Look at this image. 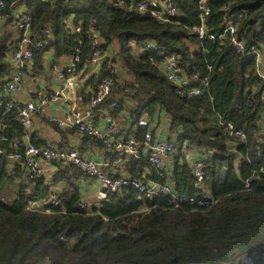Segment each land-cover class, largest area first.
<instances>
[{
  "label": "trees",
  "instance_id": "16d2710c",
  "mask_svg": "<svg viewBox=\"0 0 264 264\" xmlns=\"http://www.w3.org/2000/svg\"><path fill=\"white\" fill-rule=\"evenodd\" d=\"M2 1L0 90L15 70L9 53L23 36L14 21L27 13L32 44L41 39L49 44L33 50L25 78L44 71L47 55L54 64L62 56L77 57L72 71L86 79L76 96L85 106L108 63H115L112 90L95 111L113 118L124 113L123 121H116L138 139L148 129L138 118L145 116L151 124L164 112L169 118L167 139L175 152L172 169L160 170L163 177L152 168L145 172L149 165L143 157H129L123 164L126 175L170 182L179 196L209 190L212 199L201 206L176 205L171 195L140 197L138 190L125 186L107 192L106 199L86 210L79 204L84 196L80 181L88 177L78 167L28 174L25 147L41 146L44 140L32 127L22 126L16 106L7 108L5 97L0 102V264H264V75L254 58L236 52L228 38H198L194 26L200 23L199 0H167L178 13L164 22L141 14L142 0ZM209 4L208 33L217 36L230 21L245 51L255 44L264 53V0ZM91 29L100 48L108 51L102 66L93 70L88 68ZM147 41L159 49L144 52ZM172 55L180 58L189 85L201 84L200 95H182L167 78L160 63ZM44 119L63 137L74 133V128ZM231 131L242 135L232 136ZM79 136L78 147L90 142L101 146L93 137ZM187 148L201 149L204 156L199 158L205 176L198 184L186 160ZM16 153L20 159L14 161L11 155ZM58 184L61 188L54 190ZM54 197L60 198L59 204L48 203Z\"/></svg>",
  "mask_w": 264,
  "mask_h": 264
},
{
  "label": "built area",
  "instance_id": "2783aa9c",
  "mask_svg": "<svg viewBox=\"0 0 264 264\" xmlns=\"http://www.w3.org/2000/svg\"><path fill=\"white\" fill-rule=\"evenodd\" d=\"M4 3L0 0V26L4 20L2 8ZM139 8L142 10L141 14L152 16L157 21H167L169 17L177 15V7L171 1L167 0H142L138 3ZM209 0L198 1V15L200 23L194 26V30L197 33L198 38L208 37L209 39L222 40L228 38L230 44L236 52L246 53L254 58L257 68L261 65L262 60V48L258 45L246 46L235 36V28L230 21L225 24L223 31L215 36V34L208 33L205 26V21L210 13ZM14 27L23 31V36L18 42L15 43L14 49L9 53V60L15 68L13 73L3 88L0 90V102L5 97H8L6 104L7 108L14 107L17 109L19 121L25 128L33 126V118L37 114L42 113L44 106L48 103L51 96L41 94L37 101L25 100L22 101L18 94L24 88V79L26 77L25 67H27L33 57V50L41 51L48 46V42L45 39H41L32 44V40L29 37V31L31 27V16L27 13L19 14L15 21ZM76 32L80 31V27L74 28ZM44 34L48 30L43 31ZM90 45H91V58L88 63L89 69H99L105 61V56L108 51L100 48V41L97 39V34L91 29L89 31ZM158 45L155 42L147 41L142 46L144 52L157 51ZM153 59V56H149ZM78 58L72 59L69 56V63L63 65L59 70V76L63 78V89L76 90L79 87L76 74L72 71L74 69L73 61H77ZM50 65L57 67L53 61L50 60ZM160 67L167 76V78L173 82L177 88V91L182 95H200L201 84L198 86H190L184 69L182 68L180 58L177 56H168L163 58L160 63ZM117 71L115 63H108L107 71L97 82L94 90L92 91L89 102L85 106H77L72 104L66 108L61 115H55L48 119L56 121L59 127L63 129L74 128L78 133L88 135L95 138L98 142L106 147L107 151H110L115 155L114 158L99 159L91 157L89 154H81L78 147L75 145L58 147L57 144L49 139H45L41 146H35L28 144L24 151V165L27 167L28 174L33 176H39L47 171V167L42 165V161L50 164L55 169L58 166L73 165L82 170L88 178L95 181L99 186V189L95 191L93 198L87 199L81 198L80 206L86 210H90L93 205L100 203L106 199L107 192L119 191L125 186L135 188L140 192V197L153 198L154 196L171 195V203L176 205L181 202L195 203L199 206L207 204L212 199V195L209 190H202L196 195L184 196L174 194L172 191V184L170 182H160L158 179H154L151 176H144L141 179H136L120 173L124 171L123 164L132 157L134 159H141L142 157L147 160L149 167L145 172H150L151 168L158 171V176L164 175L160 172L163 170L164 159L174 151V143L171 140L164 139L154 134L151 129V124L148 123L147 117L143 116L138 118L137 123L140 125H146L148 129L144 132L140 139L134 137L128 130V126L121 125L111 115L104 116L103 122H99L96 115V107L110 94L114 78L113 74ZM66 73V74H65ZM56 97V96H54ZM114 103L112 102V106ZM227 129H231V124H226ZM232 136H241L240 131H231ZM1 152V149H0ZM11 158L14 161L20 159V156L12 154ZM191 169L198 184L204 179V160L200 158L193 159L191 162ZM109 170H113L110 172ZM115 171V172H114ZM59 197L50 198L48 203L59 204ZM46 212H49L47 209ZM246 264H252L248 261Z\"/></svg>",
  "mask_w": 264,
  "mask_h": 264
},
{
  "label": "crops",
  "instance_id": "0c3cea01",
  "mask_svg": "<svg viewBox=\"0 0 264 264\" xmlns=\"http://www.w3.org/2000/svg\"><path fill=\"white\" fill-rule=\"evenodd\" d=\"M48 56V65L45 66V69L42 73L36 74L35 76L25 78L24 79V88L22 91L19 92L18 96L22 101L25 100H33L37 101L38 97L41 94L48 95L46 92H51L52 98L48 101V103L44 106L42 113L37 114L33 118V126L32 128L37 131V135L45 140L49 139L57 144H63L64 146H82L81 141L82 139L79 136V133L74 130V133L68 132L63 137V134L56 131L51 125H48V123L45 121L44 117H53L54 115H61L64 110L68 107H70L72 104L80 106L83 104V102L79 99L78 96H76V92L78 90H81V87L83 86L84 78L81 73L76 74L77 82L79 84V87H76V90L72 89H63V78L59 76V69L63 67V65L67 64L69 62V58L61 57L58 62L55 64L58 65V67H53L50 65V60L52 58L50 55ZM260 73L264 75V63L259 66ZM264 77V76H263ZM49 96V95H48ZM56 96V97H54ZM99 111V110H98ZM96 111L97 119L99 122H103L104 116H107L108 114L106 112H99ZM119 122H122L124 117L126 116L124 113H118L116 114ZM114 118V119H115ZM125 125V124H123ZM151 129L154 131V134L158 135L161 138L167 139L168 138V130H169V118L164 112H160L156 114L152 120L151 123ZM126 126V125H125ZM260 127L264 131V114L262 117V120L260 122ZM81 140V141H80ZM91 143V142H90ZM88 143L87 145L82 148L85 150L86 154H89L91 157L99 158V159H105L110 158L111 154H109V151H107L106 147L96 145L95 143ZM90 144V146H89ZM184 152V150H183ZM204 153V151L202 150ZM185 155L186 160L188 162H192L193 159L204 157L203 154H201V149L197 148H187L185 149ZM175 152L173 151L167 158L164 159V162L162 164L164 170L166 169H172L174 163H175ZM42 165L47 167V173H51L53 168L50 166V164L42 161ZM147 170V169H145ZM112 172L113 170H109ZM115 172V171H114ZM120 173H125L124 171H120ZM81 188L84 192V197L89 196V198H93L95 191L99 189V186L95 183V181L91 180L90 178H87L86 180H81ZM62 185L58 184L56 187H54V190H59Z\"/></svg>",
  "mask_w": 264,
  "mask_h": 264
},
{
  "label": "rangeland",
  "instance_id": "374dc122",
  "mask_svg": "<svg viewBox=\"0 0 264 264\" xmlns=\"http://www.w3.org/2000/svg\"><path fill=\"white\" fill-rule=\"evenodd\" d=\"M261 54H262L261 64H263V63H264V60H263V55H264V53L262 52ZM87 199H89V196H87ZM89 200H90V199H89Z\"/></svg>",
  "mask_w": 264,
  "mask_h": 264
},
{
  "label": "clouds",
  "instance_id": "9594fccd",
  "mask_svg": "<svg viewBox=\"0 0 264 264\" xmlns=\"http://www.w3.org/2000/svg\"><path fill=\"white\" fill-rule=\"evenodd\" d=\"M136 179H137V178H136ZM83 198H85V197L83 196ZM35 205H37V204H36V203H34V206H35ZM248 261H249V260H247V261H246V263H247ZM250 262H252V261H250Z\"/></svg>",
  "mask_w": 264,
  "mask_h": 264
}]
</instances>
